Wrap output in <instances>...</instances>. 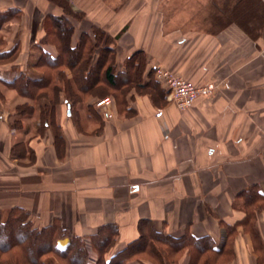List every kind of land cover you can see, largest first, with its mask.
<instances>
[{
    "label": "crops",
    "instance_id": "1",
    "mask_svg": "<svg viewBox=\"0 0 264 264\" xmlns=\"http://www.w3.org/2000/svg\"><path fill=\"white\" fill-rule=\"evenodd\" d=\"M68 1L87 14L82 21L70 18L74 42L93 26L101 28L116 41L118 70L142 52L146 74L163 67L197 87L214 89L186 110L167 100L161 84L164 95L153 88L126 91L122 108L110 91L104 98L115 101L112 119L90 108L103 97L89 96L73 116L61 101L60 137L42 129L37 115L24 119L21 130L11 129L13 111L5 108L0 120L3 215L18 207L38 228L58 222L83 238L90 251L92 237L115 225L117 242L106 261L147 227L175 238L210 236L221 246L225 222L237 231L230 264H264V210L256 221L261 246L241 225L246 216L241 194L254 186L264 192V27L260 30L258 24L255 36L235 22L219 30H167L160 17L132 15L134 1L128 3L129 11L114 12L108 21L87 0ZM101 4L97 0L96 8ZM9 9L19 10L20 16L1 28V48L9 51L18 41L20 52L14 62L0 64L7 75L28 70L40 55L34 47L45 37V18L63 15L49 0H0V12ZM42 48L58 55L53 45ZM4 93L5 106H15L16 92ZM159 111L163 115L157 118ZM69 243L60 240L58 247L64 250ZM90 253L89 264H97V255ZM188 261L185 256L179 264Z\"/></svg>",
    "mask_w": 264,
    "mask_h": 264
},
{
    "label": "trees",
    "instance_id": "2",
    "mask_svg": "<svg viewBox=\"0 0 264 264\" xmlns=\"http://www.w3.org/2000/svg\"><path fill=\"white\" fill-rule=\"evenodd\" d=\"M49 1L61 8L63 15H48L45 18V37L41 44L37 43L34 47L40 51V55L28 70H16L12 76L0 71V85L15 91L18 99L10 117L11 129L21 130L24 119L37 115L42 129H51L54 136L60 137L57 109L61 101L69 107L73 116L78 112V106L89 96L104 98L110 91L115 92L120 108L126 104L124 93L131 88H153L158 94L164 95L159 89L160 83L155 79V71L149 70L146 74L147 59L144 53L132 55L124 62L123 69L118 70L115 44L109 40L106 32L93 27L91 32L82 33L74 42L75 28L70 21L73 18L71 4L68 0ZM230 2L231 6L226 4L227 8L221 11L215 26L220 29L235 22L245 32L255 36L257 25L260 30L264 27L263 0ZM19 16L20 11L17 9L0 12V30ZM42 45L55 46L58 55L53 57ZM19 52L18 41L9 51L0 48V64L14 62ZM5 103V93L0 89V120ZM90 108L97 109L95 103ZM12 155L15 158L19 156L14 148ZM241 198L242 210L246 214L241 225L259 247L261 239L256 221L258 214L264 210V192L254 186L244 191ZM221 225L227 231L226 240L221 246L210 236L194 237L187 233L175 238L163 232L148 231L147 227L142 230L137 241L116 254V259L127 253L129 260L145 255L157 264H172L175 263V256L186 251L190 257L189 264H230L235 258L236 225L225 222H221ZM117 237L118 228L115 225L102 227L92 237L93 250L99 254L97 264H113L115 257L106 261L105 256L115 246ZM63 239L70 240L64 250L58 247V242ZM88 259L85 240L63 229L58 222L38 228L30 215L18 207L10 209L4 221L0 208V264H89Z\"/></svg>",
    "mask_w": 264,
    "mask_h": 264
},
{
    "label": "rangeland",
    "instance_id": "3",
    "mask_svg": "<svg viewBox=\"0 0 264 264\" xmlns=\"http://www.w3.org/2000/svg\"><path fill=\"white\" fill-rule=\"evenodd\" d=\"M87 1L90 6L89 8L95 13L99 12V14L104 16L107 21L111 18L112 15H114V12H117V11L120 12L125 9L129 11V8L127 7L128 3L130 1H134L135 5L132 6L131 8L132 15H135L138 12H144L145 15L160 17L161 19H163L164 26L167 30H181V29L183 30H195V29L196 30H199V29L209 30L211 28L219 29L218 26L212 27L213 25L211 26L210 22L212 20H218L217 18L220 17L221 11L227 8L226 4H228V6H231L232 4L230 0H100L102 4L100 8L97 9L96 8L97 0H87ZM77 2L81 4L84 1L76 0V3ZM85 5H86V2L84 3V6ZM72 9H73L72 19L74 21L85 20L87 16L86 12L79 10V9L77 10V8H74V7H72ZM3 35L4 34H1L0 37H2ZM109 40L113 42L114 44L116 42L113 38H110V37H109ZM1 46L2 45H0V48ZM15 71L16 70L11 71L10 76H12ZM0 89L3 90L4 92L7 90L4 87L2 88L1 85H0ZM5 108L8 110L9 109L13 110L14 106L12 105L10 106V108L9 106L8 107L5 106ZM7 217H8V213L3 215L4 221L7 219ZM91 247H92L91 251H93L97 255L96 257L98 260L99 254L93 250V245H91ZM87 248H88L89 257H90L91 251L89 247ZM112 249L113 247L109 250V252L106 255H108L112 251ZM123 250H121L120 252H122ZM128 256L129 255L126 253V254H122L120 258L116 259L115 257L113 264H117V263L129 264L131 262H139L142 264L144 263L157 264L155 263L154 260L148 259L147 256L145 255L139 256V257H133L130 260L127 259ZM185 256H188L187 252L186 251L181 252L179 255L175 256L174 258L175 263H172V264H179L181 259ZM188 258L190 260L189 256ZM88 263H89V259H88ZM188 264H189V261H188Z\"/></svg>",
    "mask_w": 264,
    "mask_h": 264
},
{
    "label": "built area",
    "instance_id": "4",
    "mask_svg": "<svg viewBox=\"0 0 264 264\" xmlns=\"http://www.w3.org/2000/svg\"><path fill=\"white\" fill-rule=\"evenodd\" d=\"M154 71L156 81H158L166 91L167 100L174 103L182 110L190 108L201 95L214 89L213 85L197 87L182 76H179L163 67H157ZM95 106L104 117L107 119L113 118L112 109L114 101L112 98L106 97L104 99L97 100L95 102ZM162 115L163 112L159 111L156 114V117L160 118Z\"/></svg>",
    "mask_w": 264,
    "mask_h": 264
},
{
    "label": "water",
    "instance_id": "5",
    "mask_svg": "<svg viewBox=\"0 0 264 264\" xmlns=\"http://www.w3.org/2000/svg\"><path fill=\"white\" fill-rule=\"evenodd\" d=\"M70 113V112H69Z\"/></svg>",
    "mask_w": 264,
    "mask_h": 264
}]
</instances>
